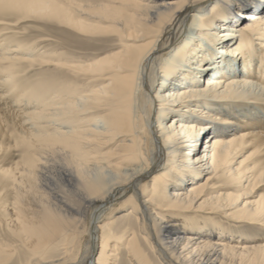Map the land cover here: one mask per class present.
Here are the masks:
<instances>
[{
	"label": "bare ground",
	"instance_id": "bare-ground-1",
	"mask_svg": "<svg viewBox=\"0 0 264 264\" xmlns=\"http://www.w3.org/2000/svg\"><path fill=\"white\" fill-rule=\"evenodd\" d=\"M0 26V264L264 257L186 218L264 229V0H0Z\"/></svg>",
	"mask_w": 264,
	"mask_h": 264
},
{
	"label": "rangeland",
	"instance_id": "rangeland-1",
	"mask_svg": "<svg viewBox=\"0 0 264 264\" xmlns=\"http://www.w3.org/2000/svg\"><path fill=\"white\" fill-rule=\"evenodd\" d=\"M5 22H14V17L13 16H7V17H3ZM17 24H15V27H17V30L20 29L19 31L21 32H24L23 34H27L29 32H31L32 34H35V35H43V34H50L51 31L53 30H57L58 28H55V29H51V25L49 23H47L46 21L44 20H23V21H18L16 22ZM25 27V28H24ZM46 27V28H45ZM3 26H0V29H2ZM5 28V27H4ZM31 30V31H30ZM33 31V32H32ZM58 31H60V29H58ZM37 32V33H36ZM21 34V35H23ZM46 35H43L46 37ZM60 36V34H59ZM20 38V37H18ZM15 39H17L15 37ZM105 50V49H103ZM37 71V70H35ZM31 74H34V71L33 70H30L27 75H31ZM202 81H200V84H201ZM170 119V118H169ZM204 139L202 138L201 141H200V145L201 143H203ZM118 143V142H117ZM115 143V145L117 144ZM115 146L113 145L112 148H114ZM249 152V151H248ZM248 152H246L245 154H248ZM252 158H251V161L250 162H257V163H261V162H264V153L263 154H259L257 152L253 153L252 155ZM216 186L219 185L218 188H216L212 193L211 195L213 196V199L219 201V200H222V201H225L224 198L222 197H218L217 194L221 193V192H229V193H232L233 194V197L236 195V194H239L243 189L240 188V187H237V186H232L230 184H228L226 181H214L213 182ZM263 192H264V184H262L259 188H256V194H254V196H251L252 199H257L260 197V195H263ZM250 198V199H251ZM226 202V201H225ZM231 202V201H229ZM242 202L239 203V205H241ZM205 207H207V205H203L202 207H199L196 209H192L190 212L186 213V218L190 217V218H195V219H208L209 221L211 222H216L218 224H224V225H227L228 228H230V232L233 234L234 237H236L235 239H240V238H247L246 239H249V240H254L256 239L258 236H261L262 238L260 240L264 241V229L261 228V226L256 224V222H252L250 223L249 221H245V222H242V224H239V223H234V220H228L227 218H224L222 217L223 214L220 213V210L219 211H215L214 212H211V213H207L206 211H202V209H204ZM126 213V212H124ZM124 213H117L116 215H119V214H124ZM128 221L130 222H133L134 221V218H133V215L131 214H128ZM134 223V222H133ZM255 224V225H253ZM122 224H120L118 221L117 223L114 225V227H118ZM252 238V239H251ZM18 250H22V248H20L18 246L17 248ZM123 249V248H122ZM118 261L122 264H130L129 261H127V258H126V254H124L123 250H122V253L119 255V257L117 258ZM245 259H247V257H245ZM246 260H244V263H245ZM247 263H249L248 261H246ZM256 264H264V257L259 256V258L256 260Z\"/></svg>",
	"mask_w": 264,
	"mask_h": 264
}]
</instances>
